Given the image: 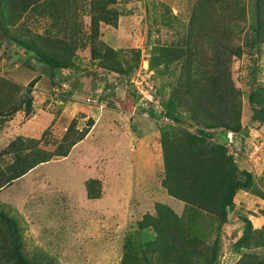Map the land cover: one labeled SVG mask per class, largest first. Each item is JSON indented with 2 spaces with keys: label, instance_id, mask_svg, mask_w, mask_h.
I'll return each instance as SVG.
<instances>
[{
  "label": "rangeland",
  "instance_id": "374dc122",
  "mask_svg": "<svg viewBox=\"0 0 264 264\" xmlns=\"http://www.w3.org/2000/svg\"><path fill=\"white\" fill-rule=\"evenodd\" d=\"M5 1L0 0V27L9 34L34 39L33 43L37 45L40 43L38 36L59 32L64 37L70 33L68 37L79 46L73 58L74 64L64 68V74L57 72L55 81L51 68L34 61L27 62L26 53L17 46L5 43L0 48V77L12 84L3 90L13 95L11 100L7 98L5 101L9 107L6 113L0 115V153L18 136L40 139V147L55 153L70 126L75 127L71 134L88 130L67 156L56 155L39 163L0 190V210L14 220L15 236L23 257L33 264H47L50 260L57 264H121L124 246L141 247L140 242L145 238L140 234L142 229L137 227V223L142 215L129 216L127 208L142 200L122 199L127 198V175L120 189L112 181L113 170L116 169L114 159L121 155L112 151L113 144L117 142L113 137L119 135L118 127H124V133L130 129L124 121L130 119L128 116L136 115L152 125L147 129L151 130L150 135L155 132L154 140L162 141V134L171 146H184L179 155L186 161V170L182 173L193 177L196 170L203 172L199 194L204 208L219 210L230 180L229 155L233 156L234 149L240 147L243 152L241 158L233 156L236 164L247 169L257 165L255 174L251 173V185L239 188L234 199L235 205L246 199V217L251 220L253 229L242 241L244 247L236 250L233 247L243 233L240 227L242 220L239 217L240 226L233 221L223 227L217 263L237 264L239 260L245 262L255 256L256 262L259 260L264 264V125H260L264 123H251L254 121V108L260 105L261 87H264V33L257 32L264 0H203L194 27L191 25L192 17L202 0H113L115 2L109 7L118 9V25L100 22L99 35L94 41L90 38L91 15L100 6H91L90 0L45 1L38 9L25 12L20 24H13V3ZM171 13L177 18H170ZM106 40L121 50L119 59L128 72L107 70L99 59L91 57L92 46L101 48V42ZM159 45L176 47L174 51H167V56L173 60L150 66L154 47ZM134 49H140V55ZM182 51L183 57H176ZM222 56L220 63L226 64L228 72L225 73L230 75L234 87L228 90L234 91L232 99L241 104L237 107L241 110L242 123L238 134L206 126L205 122L209 120L206 113H200L197 119L192 116L190 102L192 94L198 95V90L192 80H187L189 70L195 78L197 68L206 65L213 68ZM137 73L148 74L152 102L146 97L141 98L137 92L132 80L138 77ZM90 74L97 79L96 96L85 94L83 86L76 87L80 83L83 85V76ZM33 81L30 110L27 112L20 106L18 111H11L14 100H20L26 93L25 88ZM65 83L73 86L72 90ZM87 89L89 91L90 87ZM86 109L94 110L87 112ZM158 113L161 115L157 116ZM198 128L208 131L209 137L198 136ZM252 128L262 133H250ZM231 138L233 146L229 142ZM120 142L124 146L132 142L131 146L140 149L135 155L126 151L127 155L122 158L125 172L139 174L145 171L146 174L150 171L148 165L145 170L139 166V155L143 151L147 157L151 155L153 161L162 157L161 152L158 156V146L154 141L147 140L138 145L137 141L133 143L129 138ZM146 156L141 158L146 160ZM8 158L11 156H0L2 166L6 165ZM215 166L217 172L213 174L211 171ZM138 176L147 190L165 187L157 185L150 174ZM90 178L99 179V183L93 184L95 189L102 187L97 198L88 196L86 181ZM215 195L219 200L214 198ZM158 196L162 198L146 201L149 204L146 213L156 211L153 203L166 202L164 194L158 193ZM199 219L202 227L198 238L207 256L217 234V221L210 216ZM211 223L213 227H210ZM144 249V256L150 264H169L166 245L144 246ZM204 260L205 256L200 258L201 262ZM139 264L146 263L141 258Z\"/></svg>",
  "mask_w": 264,
  "mask_h": 264
},
{
  "label": "trees",
  "instance_id": "16d2710c",
  "mask_svg": "<svg viewBox=\"0 0 264 264\" xmlns=\"http://www.w3.org/2000/svg\"><path fill=\"white\" fill-rule=\"evenodd\" d=\"M8 1L13 3V24H20V20L28 10L38 9L45 1L47 3H57L62 0H6L5 3ZM67 2H70V0ZM112 2L115 1L90 0L91 6H100L99 10L96 12L94 11L91 15L92 27L90 38L92 41H94L99 35L100 22H106L115 27L118 25L120 13L115 7H109V4ZM202 2L203 0L200 2L199 7L196 9L192 17L191 25L193 27L196 24L198 10L202 9ZM259 14L261 20L258 24L257 32L261 31L264 33V6L260 7ZM169 16L170 18H177V16H174L172 13L171 15L169 14ZM200 18L203 20V14H201ZM54 25H57V23L55 22ZM72 28L77 29L76 26H72ZM189 30L190 32L192 31L191 29ZM0 32L3 33V35H0V48L5 43L17 46L20 50L26 53L27 62L32 63V61H34V63L44 64L51 68L53 81H55L54 76L57 72L64 74V68L70 67L74 64L73 58L75 57V52L79 45L68 37L70 33L64 37H61L60 34H58L59 32H53V34L49 33L42 37L38 36L40 43L35 45L33 43L34 39H26L19 37L16 34H9L2 27H0ZM101 43V48L96 45L92 46L91 57L99 59L101 61V66L107 70L128 72L127 69L125 70L119 59L121 50L112 47L110 43ZM154 49L152 64L150 66L156 67L158 64L171 62L173 59L167 56V51H174L176 50V47L159 45L154 47ZM134 50L140 55V49ZM155 52L159 53L156 54ZM239 52L240 51H237V53ZM183 55L184 51L177 54L176 57L182 58ZM222 59L223 56L213 68L209 67V65H206L203 68H197L195 78L189 70L187 80H192L195 88L197 87L196 89L198 90V95L194 93L192 94L193 96L191 95L192 100L190 104L192 106V116L197 119L200 113H206L209 115V120L205 122L207 124L206 126L214 128L215 130L216 128H223L226 132L233 131L238 134V131L242 127V123L240 118L241 110L237 107H240L241 104L232 99V97L235 96L234 91L230 92L228 90L229 88L234 89V87L230 75H226L227 73H225L226 64L220 63ZM73 72L74 74L76 73L75 70H73ZM83 77V85L80 83V85L78 84L76 87L79 88L83 86L82 90H84L85 94L91 93L96 96L94 90L97 79L91 74ZM34 82L35 81L30 82L28 87L25 88L26 93L19 98L20 100H14V104L10 107L12 109H10L11 111H18V109L21 108L20 106L25 108L27 112L30 110L32 106L30 86H32ZM8 85L10 87L12 86V84L9 83V80L0 77V115L6 113L5 110L9 108L6 106L8 103L5 102L6 99L8 98L11 100L13 98V95L10 94V92H5L3 90V88H6ZM13 85L19 87L16 84ZM65 86L68 89L73 87H70L67 83H65ZM89 87L90 89L88 91L87 88ZM261 88L263 93L260 95V105H258V108H254V121L251 122L252 124L255 122L264 123V87ZM227 91L229 92L228 94ZM229 110L233 114V117L231 113H226ZM257 113H260V115L257 116ZM158 114L159 115L157 116H160L161 114L167 116V113L163 112ZM177 121L179 122L178 119ZM74 129L75 127L72 126L68 128L66 134L59 142L57 149L58 152L55 151V153L40 147V139H28L23 136H18L16 139L12 140L0 153V156H11V159L8 158L9 160L6 162L5 166H2L0 161V190L10 184L12 180L33 169L39 163L47 162L56 155L67 156L72 146L84 138L88 132V130H83L77 135L75 133L71 134ZM196 134L201 137H209V132L202 128H198ZM162 147L166 174L163 179V185L167 188L170 195L185 201V215H178L174 209L166 203L156 202L155 213L144 214L143 218L138 222V227L144 230L150 229L149 233H147L146 236H144L145 239L140 242L141 247L134 249L135 247L132 248V245L129 247L130 244L124 246L125 253L121 260V264H131L132 262L139 264L141 258L146 264H150L149 260L144 256L146 253L144 246L148 247L156 244H164L167 246L169 264H216L217 261H219L218 257L220 254V234L223 232V227H225L224 224L229 222L230 210L235 206L234 199L236 192L239 188H245L251 185L252 172L246 168H241L234 162V153L233 156L229 155L230 168L228 169V175L230 180L225 195L218 207L219 210L204 208L199 194V190L202 189L200 178L203 175V172L201 170H196L193 177H189V175L182 173L184 169L186 170V161L179 158L181 150L184 149L183 145L176 144L171 146L169 141L164 135H162ZM238 149L239 148L237 147V150ZM216 172L217 167L215 166V169L212 170L211 173L216 174ZM241 176H245L246 179H243ZM95 183H99V179L90 178L86 181L88 196L90 198H97L101 195L102 187L95 189L96 187L93 186ZM214 198L219 200V196L217 195H215ZM198 209L200 211H196ZM205 216L213 217L217 221V234L212 243L210 254L207 256L201 249V242L198 238V231L202 227L199 218L203 217L204 219ZM240 219L243 222L240 226L243 233L238 241H235L234 243L233 248L236 250H240L244 247L242 241H244L253 229V224L248 217L240 216ZM14 224L13 218L0 210V264H33L26 260L20 251L15 236ZM210 227H213L212 223L210 224ZM204 256L205 260L201 262L200 258H204ZM240 259H242V257ZM50 263L57 264L56 262L53 263L52 260L48 261L47 264ZM237 264L262 263L259 260L256 262L255 256H253L252 258L249 257V260H245V262L239 260Z\"/></svg>",
  "mask_w": 264,
  "mask_h": 264
},
{
  "label": "crops",
  "instance_id": "0c3cea01",
  "mask_svg": "<svg viewBox=\"0 0 264 264\" xmlns=\"http://www.w3.org/2000/svg\"><path fill=\"white\" fill-rule=\"evenodd\" d=\"M105 42L106 43H110V44L112 43V42H110L108 40H106ZM77 51H78V48H77L75 53H77ZM135 105H136V107H139L138 103H136ZM93 110L94 109H86L87 112H92ZM102 115H104V114H102ZM135 116H128L130 119L127 120V121H124L125 123H127V126L131 129V131H130V129H126V132L124 133V130H125L124 127H118L117 126L118 129H119L117 133H119V135L118 136L116 135V137H113V140H115L117 138V142H115L113 144V148H112V151H114L113 153L119 154V155L121 154L118 159H114V161L118 164V166L114 162V165H115L116 169L113 170L114 171L113 179H112L113 183H115L117 185L118 189H120V188H122V185L124 186V184L126 182L125 181L126 175L128 176V179H129V181H128V190L126 192L127 198H122V199L123 200L127 199L129 201H135V200H133V198H137L138 200H142V201L136 203L134 206H129L130 205V203H129L128 204L129 209L127 208V215L129 214V216H132V214L134 215V214L139 213L138 215H142V217H143V215L146 214V212L148 211L146 209V207L149 204L146 201H148V200H158V199L162 198L161 196L160 197L158 196V193L164 194L163 197H164V199H166L165 203L167 205H169L172 209H174V211L178 215H182L184 213V210H185V204H186L185 201L180 200V199L176 198L175 196L170 195L168 193L167 189L165 187L161 186V185L160 186H161V188H163L164 191H161V188H153L154 190L153 189L147 190L146 187H144V185L141 182H139V180H138L139 176L137 177V175H140V176H144L145 175L146 176V174L147 175L150 174L152 176V178H154L155 181L157 182V185L158 184H163L165 167H164L162 141L158 142V140H154L153 139L156 136L155 132H153L154 136H153V133L150 135L151 130H149L147 128L151 127L152 125H149L148 123H146V121L141 120V118H142L141 116L140 117H135ZM101 121H103V118H102ZM96 122L97 121H95V125H96ZM255 123H258V122H255ZM260 125L263 126L264 124H260ZM127 126H125V128ZM147 130H149V131H147ZM152 131H153V129H152ZM250 131H251L250 133H253L255 131L257 133H259V134L262 133V132H259L258 129L254 130L253 128L250 129ZM150 136H152V138H150ZM161 137H162V134H161ZM129 138L133 139V143H136V141H137L138 145H141L140 142L144 143L147 140H149L150 142L154 141V144L156 146H158V150H157L158 151V156H159L160 152H161V155H162V157H159L160 158L159 160L153 161L151 155H148V157H147L146 154L143 153L144 151L141 152L140 155H139L140 156V161H141L139 166H142V169L145 170L146 165H148V167L150 168V171L148 173L145 174V171H140L139 174H138L137 172L131 173L130 171L125 172V170H123L124 162L122 163V161H124V160H122V158L125 155H127L126 151L128 152L129 155H132V154L135 155L136 152H138L137 149H139L138 146H137V148L134 147V146H131V145H133L132 142H130L131 144L129 143V146H124L120 142L122 139H129ZM263 145H264V143H262V146ZM238 148H239L238 151L240 150V153H238V156H239V158H241L240 154L243 155V152L241 153V148L240 147H238ZM142 155H145L147 157V159L143 160V158H141ZM239 158H238V161H239ZM129 161H131V158H129ZM240 163H242V162H240ZM129 164H131V162H129ZM240 167H241V165H240ZM256 167H257V165H255V168ZM255 168L252 167L251 169H248V170L251 171V172H254V174H255V172H256ZM133 186H134V189L132 190ZM165 195H167V196H165ZM116 199H118V196H117ZM119 199H121V198H119ZM244 202H246V199H241L240 203H238L239 205H235L232 208V210L229 213V222H227L225 224V227L228 224L233 223V221H237L238 225H239V222H240V221H238L239 217L248 215V213L245 212L246 205L244 204ZM155 203H153L154 209H155ZM150 213L154 214L155 211H150ZM142 217H141V219H142ZM240 225H241V223H240ZM144 231H147V232H145L143 234L142 232H144ZM149 231H150V229H146V230L142 229V232L140 231V234L144 237V236H146L147 233H149Z\"/></svg>",
  "mask_w": 264,
  "mask_h": 264
},
{
  "label": "built area",
  "instance_id": "2783aa9c",
  "mask_svg": "<svg viewBox=\"0 0 264 264\" xmlns=\"http://www.w3.org/2000/svg\"><path fill=\"white\" fill-rule=\"evenodd\" d=\"M147 69L148 68H145L146 71H147ZM142 71L144 72V70H142ZM137 76L138 77H134L132 79L134 81V85L136 84L135 86H136L137 92L141 95V98L145 99V97H146V99H149L152 102L153 98H152V95H150V93H149V90H150V88H152V86L150 85V78H149L148 74L144 75L142 73H139ZM144 76L146 77V79ZM138 83H140V85H138ZM89 101H91V100H89ZM257 148H258V146H256V150H258Z\"/></svg>",
  "mask_w": 264,
  "mask_h": 264
},
{
  "label": "clouds",
  "instance_id": "9594fccd",
  "mask_svg": "<svg viewBox=\"0 0 264 264\" xmlns=\"http://www.w3.org/2000/svg\"><path fill=\"white\" fill-rule=\"evenodd\" d=\"M259 123H260V122H259ZM230 132H231V131H230ZM229 142H230V144L233 146V142H234V141H233V138H231ZM262 143H264V142H262ZM256 146H257V145H256ZM232 153H234L235 155L238 156V153H240V150L238 151L237 148H236V149H234V152H232Z\"/></svg>",
  "mask_w": 264,
  "mask_h": 264
}]
</instances>
